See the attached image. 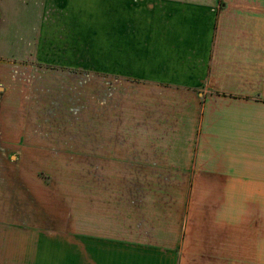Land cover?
Instances as JSON below:
<instances>
[{"label": "crops", "instance_id": "1", "mask_svg": "<svg viewBox=\"0 0 264 264\" xmlns=\"http://www.w3.org/2000/svg\"><path fill=\"white\" fill-rule=\"evenodd\" d=\"M96 1H52L62 17L54 18L59 12L46 17L47 29L55 30L52 38H64V28L70 30L73 24L81 30L89 23L96 26ZM222 7L215 2L188 5L186 0H105V53L106 58L119 59L120 76L145 85L171 86L172 102L192 103L197 114L186 107L183 117H175L172 110V117L183 119L186 128L178 138L172 136L169 149L141 141L130 144L121 156L134 162L128 166L144 167L146 172L137 170L135 175L143 181H155L160 167H171L172 182L184 183L174 194V205L170 190L163 196L169 200L153 201L151 217L141 220L144 209L139 198H149L150 191L136 196L122 193L117 203L122 225L118 236H110L104 213L90 212L89 236L65 255L72 264H202L204 255L214 264L226 260L264 264V83L257 75L264 70V0H235L232 11L225 3ZM29 23L26 19L20 29ZM42 26L39 23L36 29L43 32ZM73 37L71 43L82 45L79 31ZM22 44L15 43L13 55L21 50L19 45L25 47ZM39 45L42 48L35 52L46 61L45 48H60L61 42ZM81 56L86 58L85 53L74 56V63L80 64L74 67L80 68ZM203 86L213 95L201 94L196 103V94L177 88L198 91ZM193 182L199 187L189 190L188 183ZM107 196L95 195L97 208L107 205L103 201ZM194 198L205 202L196 207ZM208 198L216 199L212 202L217 201L216 206L206 204ZM176 203L181 206L175 207ZM97 215L103 229L97 227L94 233L90 223L99 219ZM195 220L206 226L207 238L184 236L189 234L185 226Z\"/></svg>", "mask_w": 264, "mask_h": 264}, {"label": "rangeland", "instance_id": "2", "mask_svg": "<svg viewBox=\"0 0 264 264\" xmlns=\"http://www.w3.org/2000/svg\"><path fill=\"white\" fill-rule=\"evenodd\" d=\"M52 1L58 2L0 0V264H72L65 255L73 253L79 239L89 236L90 212L104 213V224L111 228L107 231L117 237L122 226L117 203L122 193L136 196L150 191L149 198H139L144 209L139 218L146 220L151 217L153 201L167 202L168 196H163L172 190L174 205L175 192L184 186L183 182H172V168L166 166L160 167L155 181L138 179L136 171L144 173V167L128 166L131 160L121 156L130 144L141 141L158 142L169 149L172 136L178 138L186 128L180 118L185 108L197 114L194 105L172 102L171 86L145 85L120 76L119 59L106 58L105 53V0L93 2L96 26L89 23L81 30L73 24L75 28H64L65 37L59 39L52 38L55 30L50 32L46 26L50 23L46 17L60 9L53 8ZM186 1L188 5L215 2L221 8L225 3L232 11L235 0ZM60 14L54 17L56 21L62 20ZM26 19L30 23L21 30ZM39 23L45 25L43 32L36 29ZM76 30L82 37L78 47L71 43ZM54 40L61 42L60 48H45L48 56L41 60L35 52L42 48L39 44ZM15 43L25 46H18L21 50L16 56L11 50ZM82 53L86 58L81 56L80 68L74 67L80 65L74 63V56ZM257 75L264 83V70ZM177 88L196 94L194 103L201 94L213 95L206 86L195 89L198 91ZM205 98L200 107H205ZM174 109L179 120L172 117ZM125 175L132 179L124 180ZM191 186L199 187L188 183L189 190ZM100 193L108 195L103 199L107 205L97 208L94 197ZM215 200L208 198L206 204L214 207ZM195 202L199 207L205 199ZM179 206L176 203L175 207ZM98 215L99 219L90 223L94 233L97 227L103 229ZM188 217L186 214L185 222ZM185 227L189 232L185 237L207 238L201 221ZM204 257L202 264H214L212 258ZM224 264L233 262L226 260Z\"/></svg>", "mask_w": 264, "mask_h": 264}, {"label": "water", "instance_id": "3", "mask_svg": "<svg viewBox=\"0 0 264 264\" xmlns=\"http://www.w3.org/2000/svg\"><path fill=\"white\" fill-rule=\"evenodd\" d=\"M2 90V89H1Z\"/></svg>", "mask_w": 264, "mask_h": 264}]
</instances>
